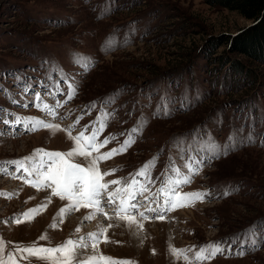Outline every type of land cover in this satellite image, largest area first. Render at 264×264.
<instances>
[{
    "label": "rangeland",
    "instance_id": "1",
    "mask_svg": "<svg viewBox=\"0 0 264 264\" xmlns=\"http://www.w3.org/2000/svg\"><path fill=\"white\" fill-rule=\"evenodd\" d=\"M251 23L205 0H0V114L6 119H12L6 115L11 112L67 128L83 116L75 135L112 98L107 107L115 116L100 139L117 138L101 152L118 147L138 121L147 119L126 152L99 163L101 172L118 169L106 181L127 177L158 155L151 170L157 182L172 164L183 170L189 154L206 157L196 151L205 136L222 145L235 138L227 155L205 158L192 182L180 189L209 192L202 201L176 208L163 220L150 217L142 231L106 207L112 219L98 217L107 229V241L102 238L98 245L104 255L136 264H189L169 254L174 246L193 248L189 259L201 264L194 260L201 245L227 241L223 253L202 264H264V60L229 45V38ZM109 39L114 47L106 51ZM80 56L91 57L95 66L85 71L76 63ZM72 81L77 92L55 120L34 106L36 93L49 104L63 102ZM165 103L170 115H154ZM0 130V162L38 148L64 152L74 146L66 131L32 132L19 124L13 130L2 122ZM0 167L9 173L0 172V236L6 241L28 245L47 233L55 245L93 232L94 218L85 220L89 213L83 208L57 217L51 227L64 205L58 197L31 220L16 224L12 217L41 205L51 193L25 183L15 165ZM249 229L257 234L256 246L249 242L241 248L252 234Z\"/></svg>",
    "mask_w": 264,
    "mask_h": 264
},
{
    "label": "snow or ice",
    "instance_id": "2",
    "mask_svg": "<svg viewBox=\"0 0 264 264\" xmlns=\"http://www.w3.org/2000/svg\"><path fill=\"white\" fill-rule=\"evenodd\" d=\"M113 47L114 45L110 39L105 42L104 49L106 51L111 50ZM76 63L80 64L85 71H89L95 66V61L91 57L80 56L76 58ZM77 87L74 81L70 82L67 99L63 102L56 101L54 104H49L39 93H36L34 106L46 113L52 120H55L58 115L57 110L74 98ZM28 89L29 85H25L24 91L27 92ZM59 91L63 92V89ZM49 95L55 96L56 93L50 92ZM106 100L107 103L101 108L97 119L85 125L75 135H73V130L83 119V116L78 117L72 125L63 128L58 123L46 121L39 117H22L16 113L6 112L7 116L12 117V119H6L5 114H0V122L11 126L13 130L19 124L23 125L27 131L32 132L41 128L49 129L52 134L57 131H66L68 138L74 142V146L69 151H48L38 148L32 154L20 159L0 162V164L15 165L16 172L22 170L24 175L19 178L24 179L25 183L39 190H50L51 193L41 205L29 209L19 216L12 217L11 219L16 224L22 223L23 218L31 220L35 214L46 209L52 197H58L61 201L67 203L59 209L56 217H54V223L51 225L53 228L56 227L55 219L57 217L62 220L66 214L78 211L81 208L90 210L89 214L84 217L85 220H92L97 214H102L111 220L112 217L105 211L106 205L113 208L114 215L120 221L127 222L130 228L136 226L139 231H142L144 228L143 222L150 219V217L163 220L167 212L179 207L189 206L198 200L202 201L205 197L211 195L205 191L182 192L180 189L192 182L193 176L200 172L205 158H219L220 155L228 154L235 145V138L232 136L223 145L214 137L208 139L205 136L196 151L206 153L207 156L197 157L194 154H189L183 164V170L181 167L172 164L161 174L163 179L155 191L150 190V186L156 183L152 179L151 170L154 167V161L158 159V155L147 161L136 173L129 174V177L106 181L105 177L111 176L118 169L101 172L99 163L126 152L135 142V135L147 123L146 118L138 121L137 125L129 131L128 138L122 144L109 151L101 152L102 148L117 138L116 135H111L104 137L103 140L100 139L108 121L115 116V113L109 112L107 107L114 100L112 98H106ZM16 102L13 100V103ZM96 105L97 102L93 101L91 106L95 108ZM23 106L28 107L27 104ZM160 113L170 115L166 103L158 105L154 115ZM2 134H4L3 130H0V135ZM249 139L251 140V137ZM189 147L191 146L189 145ZM77 158H83V162H75ZM0 172L9 174L8 169L5 167H0ZM13 176L15 178L14 173ZM25 176L28 179H25ZM111 186L115 187L112 188ZM229 194V191L225 190L224 195ZM2 222L7 223V221ZM111 227L112 225L109 224L108 228ZM75 231L79 233L81 229L78 227ZM106 232L107 229L101 225L98 231L89 232L86 236H79L75 239L70 237L55 245L47 233L42 234L36 241L28 245L8 242L3 236H0V264H20V261H24L25 264H33V261H36L37 264H136L134 260L117 259L104 255L99 251L98 245L101 239L107 241ZM248 232L252 234L246 235L245 239L241 241V248L249 242L252 247L256 246L257 234L253 229H249ZM236 239L238 238H233V243L236 242ZM41 241L47 243L41 244ZM225 243L227 241H213L201 245L199 250L194 253V260L202 264L203 261L214 258L217 254L225 251ZM10 244L11 248H9ZM228 247L230 250L231 245L229 244ZM90 248L92 254H88ZM192 251L193 248L178 249L174 246L169 248L170 255L178 259L183 256V259L188 261L189 264H192V262L188 253ZM237 254L242 255L243 252L239 251Z\"/></svg>",
    "mask_w": 264,
    "mask_h": 264
},
{
    "label": "trees",
    "instance_id": "3",
    "mask_svg": "<svg viewBox=\"0 0 264 264\" xmlns=\"http://www.w3.org/2000/svg\"><path fill=\"white\" fill-rule=\"evenodd\" d=\"M205 1L237 12L247 20H252V23L244 27L237 36L229 38V45L235 51L264 60V0ZM242 68L243 66L239 65L238 70L241 72Z\"/></svg>",
    "mask_w": 264,
    "mask_h": 264
},
{
    "label": "bare ground",
    "instance_id": "4",
    "mask_svg": "<svg viewBox=\"0 0 264 264\" xmlns=\"http://www.w3.org/2000/svg\"><path fill=\"white\" fill-rule=\"evenodd\" d=\"M82 162V161H81ZM48 195V194H47ZM47 195L45 194V196H44V201L46 200V197H47ZM49 196V195H48ZM64 205H62V206H65V204L67 203L66 201H63L62 202ZM107 206L105 205V208H106ZM111 209H113V208H107V210H110L111 211ZM82 211V213H84L85 214V212H90V210H88V209H81ZM184 210H187V209H184ZM184 210H182L183 212H184ZM181 212V211H180ZM99 215L100 214H97L96 216H95V218H94V225H95V227H94V229H92L91 231H95V230H97L101 225L103 226V224L100 222V220H98V217H99ZM139 219V218H138Z\"/></svg>",
    "mask_w": 264,
    "mask_h": 264
}]
</instances>
